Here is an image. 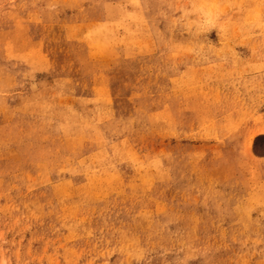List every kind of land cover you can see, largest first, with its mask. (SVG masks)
Masks as SVG:
<instances>
[{
  "label": "rangeland",
  "instance_id": "obj_1",
  "mask_svg": "<svg viewBox=\"0 0 264 264\" xmlns=\"http://www.w3.org/2000/svg\"><path fill=\"white\" fill-rule=\"evenodd\" d=\"M0 264H264V0H0Z\"/></svg>",
  "mask_w": 264,
  "mask_h": 264
}]
</instances>
